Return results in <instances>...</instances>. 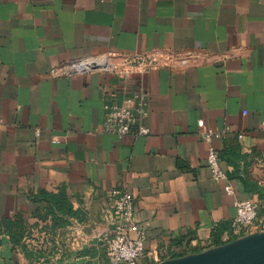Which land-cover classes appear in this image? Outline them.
I'll use <instances>...</instances> for the list:
<instances>
[{
	"label": "crops",
	"instance_id": "1",
	"mask_svg": "<svg viewBox=\"0 0 264 264\" xmlns=\"http://www.w3.org/2000/svg\"><path fill=\"white\" fill-rule=\"evenodd\" d=\"M158 49L199 56L123 82L49 74L86 56ZM138 87L150 133L103 131L110 91ZM206 128L222 134L213 145L227 179L207 165ZM118 188L134 194L145 229L136 264L236 240L237 199L253 200L264 228V0H0V220L27 226L19 241L0 233V264H108L101 238ZM47 193L76 214L46 215Z\"/></svg>",
	"mask_w": 264,
	"mask_h": 264
},
{
	"label": "built area",
	"instance_id": "2",
	"mask_svg": "<svg viewBox=\"0 0 264 264\" xmlns=\"http://www.w3.org/2000/svg\"><path fill=\"white\" fill-rule=\"evenodd\" d=\"M198 56L196 52H179L170 49L151 50L145 53L112 51L63 62L50 68L49 74L60 77L104 71L123 82L135 75L146 74L153 70L188 66ZM149 113V96L145 88L138 87L130 91L125 89L121 92L110 91L109 99L104 104L102 130L113 133L119 138L147 135L150 133V128L145 120ZM221 135L212 128H206L202 132L203 139L209 144L207 165L215 180L227 179L220 154L213 145L214 137ZM239 137H243V134ZM226 191L229 194L235 193L231 184H227ZM235 207L236 213L230 222L232 234L240 237L264 230L259 225L254 226L258 214L253 200L237 199ZM108 216L112 232L101 238L105 242L108 264H136L145 254L146 235L144 226L136 218L134 194L126 188L114 190L111 193Z\"/></svg>",
	"mask_w": 264,
	"mask_h": 264
},
{
	"label": "water",
	"instance_id": "3",
	"mask_svg": "<svg viewBox=\"0 0 264 264\" xmlns=\"http://www.w3.org/2000/svg\"><path fill=\"white\" fill-rule=\"evenodd\" d=\"M175 264H264V230L185 257Z\"/></svg>",
	"mask_w": 264,
	"mask_h": 264
},
{
	"label": "trees",
	"instance_id": "4",
	"mask_svg": "<svg viewBox=\"0 0 264 264\" xmlns=\"http://www.w3.org/2000/svg\"><path fill=\"white\" fill-rule=\"evenodd\" d=\"M44 198L48 199L50 203L52 202L50 207L46 211V215L48 213H57V211H59L60 213L63 212L62 214H76V212L72 210L70 204L66 201V198H64L62 194L57 195L47 193L46 195H44ZM39 216L43 218V215L39 214ZM55 218L57 219V216H55ZM26 228L27 226L24 223V219L20 216L16 220L12 218H4L0 220V233H2L3 231L10 233L15 241L20 240V238L25 234L27 230Z\"/></svg>",
	"mask_w": 264,
	"mask_h": 264
},
{
	"label": "rangeland",
	"instance_id": "5",
	"mask_svg": "<svg viewBox=\"0 0 264 264\" xmlns=\"http://www.w3.org/2000/svg\"><path fill=\"white\" fill-rule=\"evenodd\" d=\"M57 264H59V263H57Z\"/></svg>",
	"mask_w": 264,
	"mask_h": 264
}]
</instances>
